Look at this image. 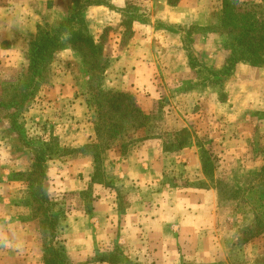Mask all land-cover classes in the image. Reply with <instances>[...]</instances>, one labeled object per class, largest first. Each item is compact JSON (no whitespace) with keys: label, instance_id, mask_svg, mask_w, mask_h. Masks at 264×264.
<instances>
[{"label":"rangeland","instance_id":"obj_1","mask_svg":"<svg viewBox=\"0 0 264 264\" xmlns=\"http://www.w3.org/2000/svg\"><path fill=\"white\" fill-rule=\"evenodd\" d=\"M101 1L0 0V217L5 221L12 216L17 226L30 223L34 235L30 252L39 258L30 264H45L44 256L49 258L52 248L63 245L65 249L61 230L67 212H87L99 187L113 189L106 176H117L118 155L124 157L131 144L151 135L161 138L168 155L180 154L182 150L175 149L177 133L185 128L187 146L192 145L200 162L203 151L215 156L213 174L202 181L184 180L187 156L181 155L165 161L167 181L173 187L199 185L219 190L215 225L203 230L204 236L215 238L212 248L223 258L216 264H264V0H227L230 17L223 12V0H199L189 28H180L188 52H166L158 45L162 79L129 89L120 83L125 75L111 42L117 27L97 28L86 19L89 5ZM130 25V20L123 23L125 43ZM209 33L214 34L208 42L199 38ZM85 35L100 47L99 60L81 53L88 49L79 39ZM44 40L46 45H41ZM212 43L221 47L219 71L206 66L204 59L209 57L200 48ZM251 46L258 48L256 66L243 54ZM233 49L240 52L236 62L229 58ZM239 63L254 69L236 75L234 67ZM174 65L182 70L181 81L175 82L171 75ZM117 92L131 95L130 100H114L121 108L131 102L146 118H122L119 111L111 112L107 100ZM226 99L230 102L223 104ZM220 131L228 136L227 145H218ZM93 141L101 148L100 175L105 183H90L87 191L62 196L51 183L52 176H92V152L84 145ZM106 145L109 148L102 151ZM189 168L193 174L198 171L197 164L196 169L193 164ZM41 193L56 205L47 206ZM122 193L117 196L121 207L128 201ZM52 217L55 238L48 229ZM17 226L12 229L19 234ZM110 245V264H134L116 244ZM194 249L178 246L175 253L179 250L188 257ZM9 263L0 258V264Z\"/></svg>","mask_w":264,"mask_h":264},{"label":"crops","instance_id":"obj_2","mask_svg":"<svg viewBox=\"0 0 264 264\" xmlns=\"http://www.w3.org/2000/svg\"><path fill=\"white\" fill-rule=\"evenodd\" d=\"M199 2L178 0L177 4L171 5L168 0H104L89 5L86 19L89 25L96 23L97 28L117 27V31L111 33L114 38L111 42L112 47L120 54L116 61L125 75L120 83L123 82L128 89L131 85L151 86L153 82L161 80V73L163 74L156 55L159 52L158 45L163 46L166 52H188L189 47L184 43L180 28H189L194 7L197 8ZM130 8L133 12L129 11ZM220 9L219 7L217 14ZM125 20L131 22L127 43L123 41ZM202 25L204 27L206 24ZM165 26L174 31H167ZM211 34L214 33L199 35V38L208 42ZM196 36L193 35L194 38ZM200 48L204 57H209L208 60L204 59L206 66L219 71L223 64L221 47L212 43ZM253 69L241 63L234 67L236 75L241 70L250 72ZM171 70L175 82L181 81L179 74L182 70L180 71L179 65H174ZM229 102L226 99L223 104ZM218 134V145L222 142L227 145L228 136L225 138L222 131ZM89 135H92V131ZM179 151L180 154L176 155L175 152L168 155L163 151L161 138L151 135L131 144L124 157L117 156V161L114 162L117 176H106L113 189L99 187L90 211L73 210L64 217L61 233L71 263L110 264L107 259V253L111 250L110 242L116 244L134 264H216L222 261V257H217L220 251L212 248L215 238L204 236L203 231L215 225L212 221L217 217L219 205V200L216 201L215 197L218 198L220 192L218 189L199 185H190L196 188L187 187L189 185L173 187L167 181V170L164 168L167 159L187 156V159H183L187 163L186 176H181L184 180L191 182L197 178L202 181L207 177L199 158L194 155L192 145ZM191 164L195 165V169L197 164L196 174L191 173ZM52 177L54 181L51 183L59 187L56 192L65 196L87 190L92 176L87 173V176ZM43 189H46V184ZM116 190L118 193L123 190L128 196L123 207L119 206ZM208 196L211 197L209 202ZM15 220L12 216H6L5 221L0 217V224L5 227L0 229V258L11 264L39 261L34 252H30L33 247L31 243L34 245L30 223L22 222L17 226ZM13 225L19 228V234L14 232ZM172 226L179 231L174 233ZM115 229L118 231L114 234ZM184 245L195 247L193 255L183 257L179 250L178 254L175 253L178 246ZM218 245L220 248V242Z\"/></svg>","mask_w":264,"mask_h":264},{"label":"trees","instance_id":"obj_3","mask_svg":"<svg viewBox=\"0 0 264 264\" xmlns=\"http://www.w3.org/2000/svg\"><path fill=\"white\" fill-rule=\"evenodd\" d=\"M168 2L171 5L175 4V3H171L170 0ZM223 12L230 17V5H229V2L227 0H223ZM79 39L81 40V42H83V44H86L88 49H89V50L87 49L81 53L86 57L88 56V53H90L91 55L96 56L97 59L99 60L100 56L102 55V52L100 51V49H99L100 47H98V44H96L94 42L93 38L90 35H85V36L80 37ZM41 43H40L41 45H46L45 40ZM250 49H251V51L247 50L243 54L246 57H249V59H253V61L251 62V65L256 66L257 65L256 63L258 62V60H257L258 58L256 56L258 53V51H257L258 48L256 46H251ZM239 53H240L239 50L233 49L232 55L229 58L233 57L234 62H236L238 60V54ZM98 60H97V62H98ZM230 65L232 66V63H230ZM91 68H92V65L89 66V69H91ZM119 99L130 100L131 95H128L124 92H117V93L112 94V96L107 100L111 112L119 111L120 112L119 117H122V118L130 117V116L134 117V118H136L137 116L144 118V119L146 118V115L138 107L134 106L133 103H131V102H129L126 106L121 108L119 102L114 101V100H119ZM132 113H134V114H132ZM139 126H142V124ZM96 131H97V135L98 134L100 135L102 132V130L98 126L96 127ZM177 134H179V139L176 140V148L175 149L180 150L189 144L190 141L187 138V137H189V132L184 128L180 132H178ZM84 147L88 148V150L90 152H92V157H93V162H94V172H93L92 177H91V184L95 183V182L98 184L105 183L106 179L103 176L101 177V175H100V173H101L100 170L102 168L100 167L101 162H100V156H99L100 151L99 150L101 148H100L99 144H97L96 142L93 141L90 144L84 145ZM108 148H109V146L106 145L105 147L102 148V151L106 150ZM123 155H124V153H123ZM48 159H50V156H48ZM214 161H215V156H213L212 154H210L206 151H203V154L201 155V165H202V170H203V173L205 176H211L213 174ZM263 169H264V167H263ZM42 178H44V176H41V179ZM96 179H97V181H95ZM101 179H103V181ZM40 198L43 202H46L49 204L47 206L56 205V203L48 202L47 197L43 193H41ZM48 208L46 207L45 210H47ZM90 210H91V206L89 207L88 211H90ZM55 227L56 226H55V221H54L53 217L49 218L48 229L50 230V235H52L53 238L56 237L54 234H52L54 232V229H56ZM47 254L49 255V258L44 256V263L45 264H52L53 260H54V264H72L66 255V252H65L63 245L58 246L57 249L52 248V252H47ZM50 256H52V258Z\"/></svg>","mask_w":264,"mask_h":264}]
</instances>
